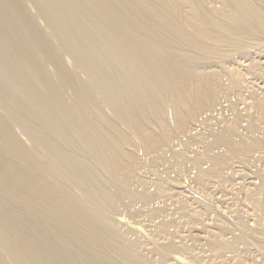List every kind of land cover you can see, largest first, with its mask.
Here are the masks:
<instances>
[{
	"label": "bare ground",
	"instance_id": "obj_1",
	"mask_svg": "<svg viewBox=\"0 0 264 264\" xmlns=\"http://www.w3.org/2000/svg\"><path fill=\"white\" fill-rule=\"evenodd\" d=\"M0 264H264V0H0Z\"/></svg>",
	"mask_w": 264,
	"mask_h": 264
},
{
	"label": "rangeland",
	"instance_id": "obj_2",
	"mask_svg": "<svg viewBox=\"0 0 264 264\" xmlns=\"http://www.w3.org/2000/svg\"><path fill=\"white\" fill-rule=\"evenodd\" d=\"M148 176H150V175H148ZM163 205H166L165 203H163V201H162V206ZM171 235V238H174V237H177L178 236V234H170ZM178 239V238H177Z\"/></svg>",
	"mask_w": 264,
	"mask_h": 264
}]
</instances>
